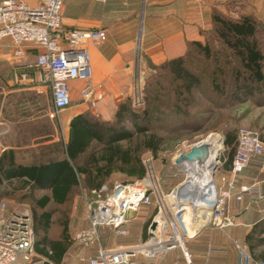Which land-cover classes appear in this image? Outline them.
<instances>
[{"label":"built area","instance_id":"built-area-1","mask_svg":"<svg viewBox=\"0 0 264 264\" xmlns=\"http://www.w3.org/2000/svg\"><path fill=\"white\" fill-rule=\"evenodd\" d=\"M63 2L40 0L32 7L25 0L0 1V51L6 39L11 42L14 58H23L28 47L40 50L31 63L13 68L11 82L14 86H28L35 81L41 87L47 85L51 108L46 116L50 120L58 119L61 112L71 106V82L83 83L79 88L81 102L103 99L102 86L90 84L88 47L104 43L107 34L104 30L62 29ZM30 70L35 72V78L28 76ZM141 80L140 74L134 76L135 103L141 99ZM206 135L183 141L178 146L171 159L175 170L172 177L178 181L167 193L160 189L151 158L143 161L145 175L142 178L128 183L115 181L111 188L103 185L92 191V199L85 203L87 226L72 235V243L81 250L79 260L86 264H159L166 254L178 250L185 264H191L187 242L213 227L230 240L239 257L236 264H264L250 252L246 243L227 231L238 225L230 212L232 202L241 203L248 210L264 199L260 182L237 184L243 171L264 156L260 134L249 128L237 131L234 157L228 171L217 181L215 175L222 165L223 139L219 136L221 149L211 159L204 147L200 150L194 148L196 145L191 147ZM192 149L195 158L183 160ZM149 207H154L155 213L146 226V240L136 245L103 248L100 229L110 230L115 237L128 236L129 222L136 219L141 209ZM131 211L136 215L128 219ZM67 254L68 251L59 263L38 254L29 213L25 209H9L5 200L0 201V264H63Z\"/></svg>","mask_w":264,"mask_h":264},{"label":"trees","instance_id":"trees-1","mask_svg":"<svg viewBox=\"0 0 264 264\" xmlns=\"http://www.w3.org/2000/svg\"><path fill=\"white\" fill-rule=\"evenodd\" d=\"M199 34L201 39L188 41L182 55L153 68L141 107L122 102L111 120L87 110L70 120L65 139L41 146L26 164L14 162L11 152L0 158V185L12 179L25 185L26 190L4 197L30 203L38 254L59 263L70 244L67 218L53 220L48 205L65 206L80 192L91 195L115 174L142 178V155H155L164 133L200 127L201 115L212 109L245 100L264 103V19L252 5L247 0L218 3L210 9V27ZM223 142L230 165L236 135L226 133ZM39 191L49 195L37 198ZM54 223L59 230L52 234ZM244 242L252 253L264 246V218L251 226ZM254 256L264 261V251Z\"/></svg>","mask_w":264,"mask_h":264},{"label":"crops","instance_id":"crops-1","mask_svg":"<svg viewBox=\"0 0 264 264\" xmlns=\"http://www.w3.org/2000/svg\"><path fill=\"white\" fill-rule=\"evenodd\" d=\"M224 1L226 0H64L61 9L62 29L104 30L107 40L99 46L88 47L90 84L102 86L103 99L93 103L81 102L79 88L83 83L71 82V100L73 96L77 104L63 110L56 120L48 119L45 112L37 109L35 100L34 103H20L17 108L5 107L8 98L19 99L21 92L37 97L43 88L36 81L28 86L12 84L13 68H23L25 64L31 63L40 50L28 47L23 58H14L11 42L6 39L0 51V67L16 63L11 66L9 79L0 86V158L11 152L14 162L26 164L37 154L38 148L58 141V124L68 132L70 120L87 110L104 120H111L118 105L119 94L127 92L133 82L137 49L142 58L141 70L153 72L154 67L182 55L188 41L200 40L199 31L210 27L211 7ZM247 1L255 7L264 2ZM25 2L34 7L40 0ZM28 76L36 77L33 70L28 71ZM43 127L46 129L45 133ZM12 181L19 182V179ZM6 182L8 181L0 185V189ZM259 182L264 190L263 175ZM263 204L261 201L259 207L245 210L242 204L232 202L230 211L238 225L228 229V233L244 242L251 226L262 219L260 207ZM139 240L140 237L136 242ZM131 242L135 240L131 238L129 241H120L117 245ZM114 246L115 244L108 242L104 243L103 248ZM186 250L191 264H236L239 261L230 240L213 227L204 229L197 237L189 240ZM159 264H185V261L177 250L166 254Z\"/></svg>","mask_w":264,"mask_h":264},{"label":"rangeland","instance_id":"rangeland-1","mask_svg":"<svg viewBox=\"0 0 264 264\" xmlns=\"http://www.w3.org/2000/svg\"><path fill=\"white\" fill-rule=\"evenodd\" d=\"M252 7L255 9V14L259 17H262V19H264V2L262 3L261 6H257V7L252 6ZM15 63L16 61L7 63V65L5 66L1 65L0 86H2L3 83H5L4 81L9 79L11 66L14 65ZM141 64H142L141 53L137 49L134 60V66H135L134 75L140 74L142 77L141 86H140V94L142 97V90L144 89L145 79L154 72H143V70H141L140 67ZM132 83L130 84L129 90L127 92L119 94L118 97L119 101L117 102V104H120L128 100L133 108H139L142 106L141 105L142 102L140 99L139 103H135L134 89ZM19 97H20L19 99L8 98V100L5 102V107L7 109L17 108L18 104L20 103L22 104L25 102L34 103L35 100L37 109L42 110L43 112H45V114L51 108L50 90L47 85H43L42 91L40 92V94L37 95V97L32 96V94L24 93V92L19 93ZM75 104H77V102L72 96V104L70 107L74 106ZM212 110L213 111L210 114L201 115L202 120H200V125H199L200 127H193V128L190 127L185 130L170 132L168 134L164 133L166 136H164V141L159 151L155 155H153L152 153H145L142 155V161H144L146 158L152 159L153 168L158 177V184L160 186V189L163 191V193H167L176 183V180L178 181V179L172 177L175 170L174 167L172 166L171 159L175 154L176 149L183 141H191L195 137L204 136L208 133H214L212 135L218 134L217 136L218 137L220 136L224 141V136L226 133L232 132L234 135H237V131L239 129L249 128L251 130L257 131L260 134V137L262 138V141L264 143V103L259 104L254 101L245 100L243 102L236 103L230 107H225L220 110L218 109H212ZM55 125H57L56 122ZM57 130H58V140L62 138L65 139L67 137V130L65 129L64 126H60L58 124ZM228 152L229 149L224 145L223 142V151L221 152L222 165L215 175L216 181L219 179V176L222 173H226L229 169V164L227 163ZM262 164H264V156L262 157L261 160L250 164V166H248L243 171V173L237 178V184L246 185V184H251L252 182H259L261 176L262 175L264 176V165L262 170H259L260 169L259 167ZM134 180H136V178H130L121 174H115L110 178L108 185L110 184L111 187L115 181L128 183ZM108 185L106 186L110 188ZM24 186L25 185L22 182L12 181V182L4 183L2 188L0 189V201L5 200L9 209H16V210L25 209L29 213L32 219L33 212L30 203L24 201H17L16 198L8 199L4 197V195L7 193L13 191H19L23 189ZM262 192L264 193L263 187H262ZM45 194L49 195L48 192L39 191L35 193V197L39 198ZM91 199L92 196L87 192H80L74 195L73 198L70 200L69 204L65 206L56 208V206L50 204L47 207V209L54 211L53 220L67 218V221L69 223L70 244L67 249L68 254L66 255L63 264H86L85 262H81L79 260V257L81 255V250L78 246L72 243V235L76 230L87 226V222L85 220V203L86 201H89ZM260 202L255 204L252 208L258 206ZM262 202H264V199L262 200ZM260 209H261L260 212L262 213V218H264V204L262 205V207H260ZM230 212L232 214V211ZM154 213H155L154 207L141 209L136 219L132 220L127 225V228L130 231L128 236L115 237L110 230L105 228L100 229L99 237H100L101 245L104 246V243L109 242L115 244L114 247L130 246V245H136L146 240L147 237L146 226L150 221L151 217L154 215ZM55 225L56 224L54 223L50 229V232L52 234L56 233L59 230V227L58 226L56 227ZM138 237H140V240L139 242H136ZM131 238L134 239L135 242L133 243L131 242L123 245H117L119 244L118 242L129 241ZM262 251H264V246L256 248L253 253L251 251L250 252L254 255V254H259Z\"/></svg>","mask_w":264,"mask_h":264},{"label":"bare ground","instance_id":"bare-ground-1","mask_svg":"<svg viewBox=\"0 0 264 264\" xmlns=\"http://www.w3.org/2000/svg\"><path fill=\"white\" fill-rule=\"evenodd\" d=\"M199 143L202 146H200ZM195 145H196V147H194L195 149H199L200 150V149H203V147L205 149H207V152H209V156H208L209 159L213 158L215 155L217 156L218 152L221 149L220 138L217 135H212V134L202 138L200 142L191 145V147H193ZM195 155H194V157L191 160H193L195 158ZM184 159H187V158L183 157V160Z\"/></svg>","mask_w":264,"mask_h":264},{"label":"water","instance_id":"water-1","mask_svg":"<svg viewBox=\"0 0 264 264\" xmlns=\"http://www.w3.org/2000/svg\"><path fill=\"white\" fill-rule=\"evenodd\" d=\"M194 155H195V150L192 149L191 152L188 153L185 157H186L187 159L191 160V159L194 157ZM135 215H136V213H135L134 211L129 212V213H128V219H132V218H134Z\"/></svg>","mask_w":264,"mask_h":264}]
</instances>
